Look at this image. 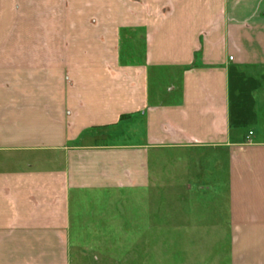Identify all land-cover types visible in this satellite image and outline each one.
Masks as SVG:
<instances>
[{
  "label": "crops",
  "instance_id": "obj_1",
  "mask_svg": "<svg viewBox=\"0 0 264 264\" xmlns=\"http://www.w3.org/2000/svg\"><path fill=\"white\" fill-rule=\"evenodd\" d=\"M0 264H264V0H0Z\"/></svg>",
  "mask_w": 264,
  "mask_h": 264
},
{
  "label": "built area",
  "instance_id": "obj_2",
  "mask_svg": "<svg viewBox=\"0 0 264 264\" xmlns=\"http://www.w3.org/2000/svg\"><path fill=\"white\" fill-rule=\"evenodd\" d=\"M252 134V133H251Z\"/></svg>",
  "mask_w": 264,
  "mask_h": 264
},
{
  "label": "rangeland",
  "instance_id": "obj_3",
  "mask_svg": "<svg viewBox=\"0 0 264 264\" xmlns=\"http://www.w3.org/2000/svg\"><path fill=\"white\" fill-rule=\"evenodd\" d=\"M158 204V203H157Z\"/></svg>",
  "mask_w": 264,
  "mask_h": 264
}]
</instances>
